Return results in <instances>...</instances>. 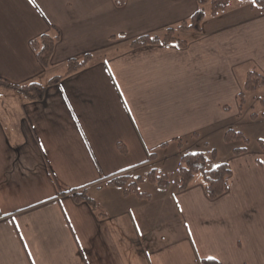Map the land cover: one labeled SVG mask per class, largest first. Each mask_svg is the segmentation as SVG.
I'll use <instances>...</instances> for the list:
<instances>
[{"label":"crops","instance_id":"crops-1","mask_svg":"<svg viewBox=\"0 0 264 264\" xmlns=\"http://www.w3.org/2000/svg\"><path fill=\"white\" fill-rule=\"evenodd\" d=\"M236 1L231 17L220 14L227 7L205 16L199 32L176 31L188 35L185 48L132 49L139 36L187 22L197 1L0 0V77L46 85L43 102L0 89V264H264L259 147L220 160L213 147L230 170L227 192L215 199L201 176L158 199L134 195L124 207L110 206L130 194L109 190L112 202L103 201L110 185L87 187L94 208L58 195L133 166L136 174L170 154L179 162L234 130L248 71L264 75V13ZM57 33L44 69L30 40ZM85 54L90 61L64 75L66 61ZM54 76L62 78L47 85ZM164 217L175 228L162 234Z\"/></svg>","mask_w":264,"mask_h":264},{"label":"trees","instance_id":"trees-1","mask_svg":"<svg viewBox=\"0 0 264 264\" xmlns=\"http://www.w3.org/2000/svg\"><path fill=\"white\" fill-rule=\"evenodd\" d=\"M199 8L190 17L187 22H183L177 28H169L162 36L157 35H142L130 42V48L137 49L145 46L152 45H175L178 48H185L187 41L181 40L176 31L179 30H193L199 32L201 30V24L205 17V11L202 6L205 4L210 5V14L215 15L221 11H224L230 0H196ZM260 13H264V0H251ZM117 6H122L124 0H115ZM59 40V34L49 35L42 34L37 38L30 40V47L35 53L37 61L40 65L47 69L51 65V58L54 52L56 43ZM91 59L90 54L83 55L80 59L72 58L68 59L65 63L64 75L72 74L79 69L83 68ZM62 76H54L47 82V85L57 84ZM0 87L15 91L22 95L27 101L30 102H43L46 96V85L32 82L25 85L13 84L0 77ZM264 87V75L255 69L248 71L246 79L244 81L242 91L238 94L239 108L242 107L245 92H253L257 89ZM244 138L240 131L229 129L224 135L225 142H230L233 139ZM259 148L264 150V143L259 142ZM118 149L120 152L125 153L126 150L123 145L119 144ZM246 148H233L232 154L237 155L245 152ZM155 156V152L150 153L151 157ZM149 161V160H148ZM137 166L127 168L108 176L102 177L98 180L92 181L89 184L83 185L78 188H72L66 192H60L58 195L67 194L70 195L76 203H87L92 208L95 207L94 200L87 193V187L89 185H102V186H116L122 190V194H133L140 199H147L149 195L146 193L138 192L134 187L138 181L141 180L140 176H137L134 180H131V171ZM154 171V170H153ZM151 171L149 173L148 180L157 184L162 189H167L169 182L164 174L155 175ZM200 174L204 183V192L210 199H215L218 196L227 192L226 179L230 174L228 165L225 162H220L217 159L216 150L213 148H206L204 151L198 152H185L183 153L177 164V186L176 191L185 190L193 181L196 175ZM129 187H125L128 184ZM133 185V188L130 187ZM198 264H219L216 260L202 259L197 260Z\"/></svg>","mask_w":264,"mask_h":264},{"label":"rangeland","instance_id":"rangeland-1","mask_svg":"<svg viewBox=\"0 0 264 264\" xmlns=\"http://www.w3.org/2000/svg\"><path fill=\"white\" fill-rule=\"evenodd\" d=\"M247 2V3H246ZM244 3H240L238 9L240 10H244L246 12L251 11V8L249 7V4H252V1L250 0L249 2L246 1ZM239 2H237L236 0H232L231 4L228 6V8L224 11V13H220V14H227L224 15L225 16H230L232 15V10H235L236 8V4H238ZM203 10L205 11V16L207 17V20L212 18L210 15V5L207 3L204 6H202ZM250 9V10H249ZM254 10V7H253ZM216 23H220L216 22ZM188 37L187 34H183L181 35V39H186ZM63 70H55L54 72L59 74ZM55 74V75H57ZM2 87H0L1 89ZM4 89V88H3ZM1 94V92H0ZM3 94V93H2ZM13 96H16L15 92L11 93ZM18 95V94H17ZM20 98V97H19ZM234 130L236 131H240L244 138H240V139H233L230 142H225L224 140H216V139H212L210 142V146L208 148H217L218 149V155H219V160L223 159L225 157L226 154H228L229 150L233 149V148H242L245 147L246 149H256L257 147H259V142L264 143V87L257 89L253 92H245L244 94V100L242 103V109H241V114L240 116L235 120L234 126H233ZM199 149V148H197ZM197 151H203V148H200ZM171 155H167L165 157L166 161H160L158 163H155L145 167V169H139L138 171H136V174H132L131 175V180H134L137 176L141 177V180L138 181L137 185L134 187L138 192H142V193H146V194H150L152 196V198H157L158 196H160V192L163 191L164 189L160 188L157 186L156 183L151 182L148 180L147 177H149V173L151 171H153L155 173V175H159V174H164L169 182V185L167 187V194L171 193L177 186V175H176V171H177V163H178V159L177 157H173L171 159ZM139 168V167H138ZM201 175L198 174L196 175V177H200ZM131 180H129L128 184L125 185V187H129V183L131 182ZM131 188H133V185L131 186ZM133 188V189H134ZM109 190H112L111 194H115L114 192L118 193V196H120V194H122V190H118L117 187L115 186L114 188H109L107 190H105V194L107 193L106 191L110 192ZM104 194V193H103ZM101 195L103 201L106 202H112L111 200L113 199L111 196H109L107 193V195ZM164 194V193H162ZM131 196L128 197H120L122 200H125L123 202H120L121 206H119L118 202L117 205H112L110 207H124L128 204H131L132 198L134 199V195L130 194ZM149 195V196H150ZM97 199V208L100 210V200L98 201V196H95ZM128 198V199H125ZM158 199V198H157ZM163 204V203H162ZM163 214L167 213V209H166V205L163 204ZM163 231H161L160 233L164 234L165 231L168 228H175V224H174V220L171 221H167L164 217L163 220ZM178 232L179 234H181L182 229L178 228Z\"/></svg>","mask_w":264,"mask_h":264}]
</instances>
